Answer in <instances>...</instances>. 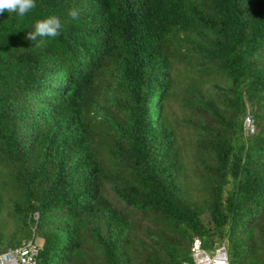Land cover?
Segmentation results:
<instances>
[{
	"label": "trees",
	"instance_id": "obj_1",
	"mask_svg": "<svg viewBox=\"0 0 264 264\" xmlns=\"http://www.w3.org/2000/svg\"><path fill=\"white\" fill-rule=\"evenodd\" d=\"M53 15L60 36L35 47ZM195 236L264 264V0L0 14V252L39 239L36 264H181Z\"/></svg>",
	"mask_w": 264,
	"mask_h": 264
},
{
	"label": "built area",
	"instance_id": "obj_2",
	"mask_svg": "<svg viewBox=\"0 0 264 264\" xmlns=\"http://www.w3.org/2000/svg\"><path fill=\"white\" fill-rule=\"evenodd\" d=\"M245 128L250 132L254 131L251 116L246 117ZM39 247L36 242L32 241L23 242L16 247H9L5 251L0 252V264H36ZM190 252L191 259L185 260L181 264H230L228 250L224 243H221L209 253L203 248L201 239L195 236Z\"/></svg>",
	"mask_w": 264,
	"mask_h": 264
},
{
	"label": "clouds",
	"instance_id": "obj_3",
	"mask_svg": "<svg viewBox=\"0 0 264 264\" xmlns=\"http://www.w3.org/2000/svg\"><path fill=\"white\" fill-rule=\"evenodd\" d=\"M36 7V0H0V14L5 11L16 13L19 17H24ZM68 15L73 21H78L80 10L76 7L69 9ZM63 25L57 16H49L35 22L32 30L28 32L27 39L35 41V47H46L48 38L60 36Z\"/></svg>",
	"mask_w": 264,
	"mask_h": 264
},
{
	"label": "rangeland",
	"instance_id": "obj_4",
	"mask_svg": "<svg viewBox=\"0 0 264 264\" xmlns=\"http://www.w3.org/2000/svg\"><path fill=\"white\" fill-rule=\"evenodd\" d=\"M38 244H41V240H39V239H37V241H36ZM209 253H211V252H209Z\"/></svg>",
	"mask_w": 264,
	"mask_h": 264
}]
</instances>
